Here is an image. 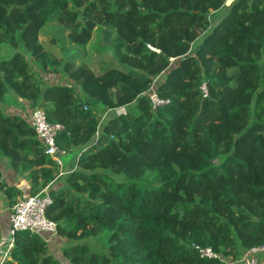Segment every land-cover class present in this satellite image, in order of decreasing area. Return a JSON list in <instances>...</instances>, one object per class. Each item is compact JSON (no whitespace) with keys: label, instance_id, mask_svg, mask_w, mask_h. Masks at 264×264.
<instances>
[{"label":"trees","instance_id":"16d2710c","mask_svg":"<svg viewBox=\"0 0 264 264\" xmlns=\"http://www.w3.org/2000/svg\"><path fill=\"white\" fill-rule=\"evenodd\" d=\"M54 21L75 45L98 29L115 34L126 69L97 75L52 58L40 36ZM2 46L14 53L0 60V156L29 183L27 195L60 173L33 110L63 126L61 148L79 150L49 191L58 235L48 243L16 233L3 264H228L264 245V0H0ZM152 86L166 105L153 108ZM10 94L22 113L1 107ZM1 188L10 207L23 194ZM9 227L10 214L0 245ZM104 232L107 253L80 243ZM55 239L64 243L53 253Z\"/></svg>","mask_w":264,"mask_h":264},{"label":"built area","instance_id":"2783aa9c","mask_svg":"<svg viewBox=\"0 0 264 264\" xmlns=\"http://www.w3.org/2000/svg\"><path fill=\"white\" fill-rule=\"evenodd\" d=\"M156 82L157 79L154 83ZM203 90L206 92L205 87H203ZM149 97L154 109L168 103L158 97L154 86H152L149 91ZM31 126L37 137L43 143L45 154L48 155L56 163L59 169L63 171L65 166L63 158L68 154V152L61 148L57 143L59 134L64 131L63 126L60 124L50 123L42 109L32 111ZM62 171L59 177L66 174ZM51 186L52 185L50 184L40 194L35 196L22 195L11 208L8 235L5 242L0 245V264H3L7 259H9L10 252L14 247L16 233L29 231L44 237L48 243L58 235L56 223L50 221L46 217V210L52 203L49 193ZM0 192H2L1 180ZM195 249L199 252L202 258L222 260V257L210 248H200L199 246H195ZM262 255H264V245L246 251L238 264H259V257Z\"/></svg>","mask_w":264,"mask_h":264},{"label":"rangeland","instance_id":"374dc122","mask_svg":"<svg viewBox=\"0 0 264 264\" xmlns=\"http://www.w3.org/2000/svg\"><path fill=\"white\" fill-rule=\"evenodd\" d=\"M229 5L230 4L226 3V6H229ZM221 15H222V12L215 14L212 17L211 24L214 25ZM68 35L69 33L65 30V28L60 26L54 21V22L49 23L45 27V29L43 30L40 36V41L43 44L44 49L50 54L52 58L57 59L59 61L69 60L78 66L83 65V66L89 67L97 75L103 73L104 71L108 69H112V68H118L122 70L126 69L118 62L117 57H116V53L114 50V44L116 40L115 34H112V37L110 38H105L103 34V30L98 29L94 32L92 41L88 45H85V46L71 44V42L69 41ZM13 53H14V50L12 48L8 46H2L0 49V60L3 58H8ZM22 53L26 55L25 52L22 51ZM31 63H32V66L36 68V65L32 61ZM42 76L47 84H50L52 82L64 83V84L67 82L71 83L63 75L59 76L56 79H52V80L49 79V76L45 74H42ZM77 89L81 91L79 87ZM14 97L15 96L13 94H10L7 97L6 101L4 103H1V107L3 109H7L8 107H13L16 105L20 106L19 101H17V99H15ZM126 111H128V108L118 109L116 112L124 113ZM113 113H112V110L104 109V111L102 112V115L103 117L107 118V117H111ZM66 151L68 152V154L63 158L65 166L63 168V171L59 169L60 173L61 171L64 173L71 172L75 168V165H76V162L79 156L78 148H74L73 150H66ZM59 175L57 178L58 179L57 183H59V181H61L63 178L62 176L59 177ZM116 179L122 180V177H116ZM19 198L17 197L15 203L19 200ZM4 199L5 197L3 196V191H2L0 192V206L3 204ZM15 203L13 204V206L15 205ZM13 206H11V208ZM80 243H86L96 250L107 253L108 242H107V233L105 232L100 234L97 237H91V238L82 240ZM62 245L63 244H60V242L58 245V242H57L58 252L61 251ZM52 252H54V250ZM260 260H262L264 264V257ZM228 264H238V263L229 262Z\"/></svg>","mask_w":264,"mask_h":264},{"label":"crops","instance_id":"0c3cea01","mask_svg":"<svg viewBox=\"0 0 264 264\" xmlns=\"http://www.w3.org/2000/svg\"><path fill=\"white\" fill-rule=\"evenodd\" d=\"M19 102L22 103L21 100H19ZM25 104V102H24ZM26 108L27 105L25 104ZM22 107V108H21ZM24 107L21 106H13V107H8L7 108V112H12V113H22L21 110H23ZM0 180L4 181L5 183H7L10 186H15L16 188L22 190V195H27L29 192V183L26 182L24 179H22L20 176L16 175L13 170L11 169L9 163L7 162V160H5L3 157H0ZM58 179L55 181V183H53L52 187L55 186L57 184ZM3 196L5 197L3 204L0 206V224L4 227L7 226V223H9V214H10V210L11 207L8 204V201L6 199V196L3 193ZM59 242H61V244L64 243L63 240H60ZM59 245V243H58ZM58 247L57 246V240L55 239V242L52 244L51 249H54ZM53 251V250H52ZM55 252V251H54ZM53 252V253H54Z\"/></svg>","mask_w":264,"mask_h":264},{"label":"bare ground","instance_id":"6f19581e","mask_svg":"<svg viewBox=\"0 0 264 264\" xmlns=\"http://www.w3.org/2000/svg\"><path fill=\"white\" fill-rule=\"evenodd\" d=\"M233 0H230V3L232 2Z\"/></svg>","mask_w":264,"mask_h":264}]
</instances>
